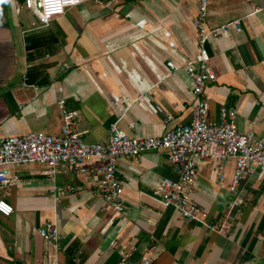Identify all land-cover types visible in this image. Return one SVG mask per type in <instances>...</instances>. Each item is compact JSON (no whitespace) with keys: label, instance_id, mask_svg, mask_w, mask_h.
Here are the masks:
<instances>
[{"label":"crops","instance_id":"obj_1","mask_svg":"<svg viewBox=\"0 0 264 264\" xmlns=\"http://www.w3.org/2000/svg\"><path fill=\"white\" fill-rule=\"evenodd\" d=\"M262 2L208 0L210 27L239 18L241 29L230 25L210 37L216 81L206 94L212 121L221 120L222 106L235 108L238 128L264 137V11H256ZM197 13L198 0H87L42 24L24 0H0V135H60L61 96L76 110L87 142L106 140L114 121L139 137L190 122L195 97L184 65L197 51ZM168 60L179 66L172 76ZM101 164L92 159L85 174L70 169L53 178L40 163L11 166L13 179L0 184V198L14 208L0 213V264H48L46 252L55 249L39 233L46 221L60 229L58 264H118L131 245L150 264H264V180L257 169L232 190L234 159L222 179L216 165H199L192 197L216 227L228 222L220 231L183 219L154 194L159 177L177 178L164 150L119 160L123 212L90 182ZM237 196L242 201L234 205Z\"/></svg>","mask_w":264,"mask_h":264},{"label":"built area","instance_id":"obj_2","mask_svg":"<svg viewBox=\"0 0 264 264\" xmlns=\"http://www.w3.org/2000/svg\"><path fill=\"white\" fill-rule=\"evenodd\" d=\"M84 1L87 0H25L24 5L35 13L40 23L48 24L53 17L63 14L67 7ZM256 11H264V2L256 7ZM207 15L208 0H198V13L193 20L198 33L197 51L184 65L193 80L192 92L195 97L190 122L176 124L160 136L139 137L128 134L114 121L110 124L106 140L87 142L76 128V110L67 107L66 98L61 96L57 102L61 121L60 135L42 131L0 135V184H7L13 179L10 167L15 165L40 163L44 165L43 173L53 178L70 169L85 174L88 161L103 160L104 164L95 168L90 182L101 190L102 198L109 206L117 212H123L126 206L121 196L122 182L116 171L119 160L140 156L149 150H164L173 164L177 178L159 177L154 194L163 199L165 206L174 207L183 219L196 221L212 229L226 230L229 227L226 220L216 227L209 213L193 200L198 167L214 164L219 179H222L224 166L229 159H234L232 190L253 169H257L258 176L264 180V137L258 136L251 129L240 130L236 123L235 108L222 106L220 121H212L209 117L206 89L216 81V74L209 63L208 41L218 32L226 31L230 25L237 30L241 28L239 18L221 26L210 27ZM167 66L170 69L169 76L179 69L172 60L167 61ZM23 80L25 84L28 83L26 73ZM172 118V115H167L166 122ZM241 201L242 198L237 196L233 203L238 205ZM13 210L11 203L0 198V213L10 215ZM39 233L55 249V252H46L48 264H58L56 251L61 242L59 226L55 222L46 221L39 227ZM138 250L137 245L124 249L118 264H150L144 252L139 258L135 257Z\"/></svg>","mask_w":264,"mask_h":264},{"label":"trees","instance_id":"obj_3","mask_svg":"<svg viewBox=\"0 0 264 264\" xmlns=\"http://www.w3.org/2000/svg\"><path fill=\"white\" fill-rule=\"evenodd\" d=\"M25 1V0H24Z\"/></svg>","mask_w":264,"mask_h":264}]
</instances>
